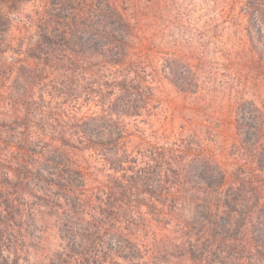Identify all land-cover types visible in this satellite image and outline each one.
Masks as SVG:
<instances>
[{
    "label": "rangeland",
    "instance_id": "1",
    "mask_svg": "<svg viewBox=\"0 0 264 264\" xmlns=\"http://www.w3.org/2000/svg\"><path fill=\"white\" fill-rule=\"evenodd\" d=\"M51 3L0 0V211L14 219L6 236L0 229V264H264V65L248 59L242 31L200 39L191 14L179 34L189 55L208 58L185 92L165 86L152 117L125 120L157 148L149 163L135 148L122 166L135 180L109 196L90 169L73 188L62 184L51 160L58 149L65 161L87 157L73 127L112 125L95 120L110 88L89 94L106 83L97 54L87 53L78 72L92 75L77 85L67 54L43 42L39 18ZM177 4L195 3L168 0Z\"/></svg>",
    "mask_w": 264,
    "mask_h": 264
},
{
    "label": "trees",
    "instance_id": "2",
    "mask_svg": "<svg viewBox=\"0 0 264 264\" xmlns=\"http://www.w3.org/2000/svg\"><path fill=\"white\" fill-rule=\"evenodd\" d=\"M192 1L195 4L189 9L185 8L187 5L181 8L177 4L170 10L168 0H53L54 8L50 7L51 10L39 18L44 27L40 33L43 42L67 54L62 59L74 66L71 71L77 78V85L91 77L92 72L78 70L86 64L87 53L94 52L102 62L106 83L95 82L101 88L89 94L101 97L100 92L110 88V96L104 103L105 110L95 120L105 119L112 124L111 127L101 130L98 126L82 122L70 131L71 138L75 137L83 144L78 150L71 148L87 157L65 161L68 153L58 149L57 158L51 159L58 163L60 174H63V177H58L63 180L60 181L62 184L65 182L66 186L73 188L71 178L74 175L84 177L83 172L88 173L90 169V175L105 177L102 193L109 190V196L115 195V191L127 185L130 187L135 180L125 175L128 170L122 169L135 148L141 147L146 153L142 155L143 159L153 162L151 155L154 156L153 151L157 147L150 143L152 138L141 129L137 130V124L130 125L125 120L152 117L154 114L149 113L162 107L159 102L165 86L185 92L188 78L189 81H197L198 72L193 71V65L208 57L203 53L189 55L179 34L185 28L183 24L188 26L185 29L192 28L189 20L196 10L198 16L195 18L199 23L194 31L200 39L208 38L212 33L242 31L250 53L248 59L264 65V0ZM237 59L235 54L222 60L234 62ZM166 106L171 110L177 108L175 105L173 108L171 103ZM164 123L159 121L158 124ZM182 131L185 132L184 128ZM66 134L64 130L60 133L62 137ZM12 148V153H16L19 147ZM20 160L18 165L13 164L20 167ZM86 163L87 168L84 167ZM106 172L111 175H106ZM111 177L126 184L111 188L107 185ZM112 208L123 207L116 205ZM11 211L12 208L6 205L0 211L3 234L12 228L14 219ZM258 242L264 248V243Z\"/></svg>",
    "mask_w": 264,
    "mask_h": 264
}]
</instances>
